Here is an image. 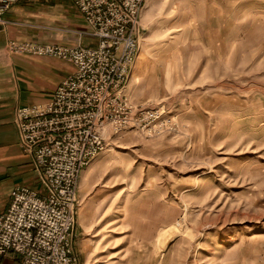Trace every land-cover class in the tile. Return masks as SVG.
I'll use <instances>...</instances> for the list:
<instances>
[{"label": "rangeland", "instance_id": "obj_1", "mask_svg": "<svg viewBox=\"0 0 264 264\" xmlns=\"http://www.w3.org/2000/svg\"><path fill=\"white\" fill-rule=\"evenodd\" d=\"M26 1L29 27L79 23L73 0ZM141 25L127 90L164 123L82 172L81 263L264 264V0H146Z\"/></svg>", "mask_w": 264, "mask_h": 264}, {"label": "built area", "instance_id": "obj_2", "mask_svg": "<svg viewBox=\"0 0 264 264\" xmlns=\"http://www.w3.org/2000/svg\"><path fill=\"white\" fill-rule=\"evenodd\" d=\"M20 1L0 0V25ZM73 1L88 29L81 33L97 39L96 46L8 42L13 52L75 67L50 101L16 110L19 147L33 157L43 185L42 191L17 186L0 215V258L14 252L20 264H82L76 248L82 172L113 136L129 128L157 133L164 123L162 110L139 106L127 90L141 51L146 0Z\"/></svg>", "mask_w": 264, "mask_h": 264}, {"label": "crops", "instance_id": "obj_3", "mask_svg": "<svg viewBox=\"0 0 264 264\" xmlns=\"http://www.w3.org/2000/svg\"><path fill=\"white\" fill-rule=\"evenodd\" d=\"M32 5L26 0L16 3L5 13L6 24L0 30V215L9 209L17 186L27 185L35 189L42 185L33 157L19 147L20 134L15 121L17 108L50 101L57 86L75 69L73 64L59 58L13 52L8 42L97 45L96 39L81 33L87 30L76 5L79 23L61 15L64 19H60L59 27L45 23L29 27L26 21L30 15L36 14ZM85 187L87 183L82 188ZM87 209L89 206H85L83 225L87 223ZM0 264H20V256L8 253L0 258Z\"/></svg>", "mask_w": 264, "mask_h": 264}, {"label": "water", "instance_id": "obj_4", "mask_svg": "<svg viewBox=\"0 0 264 264\" xmlns=\"http://www.w3.org/2000/svg\"><path fill=\"white\" fill-rule=\"evenodd\" d=\"M3 27L0 25V30L2 29Z\"/></svg>", "mask_w": 264, "mask_h": 264}, {"label": "bare ground", "instance_id": "obj_5", "mask_svg": "<svg viewBox=\"0 0 264 264\" xmlns=\"http://www.w3.org/2000/svg\"><path fill=\"white\" fill-rule=\"evenodd\" d=\"M1 26H3V25H1ZM141 52V51H140ZM139 57V56H138Z\"/></svg>", "mask_w": 264, "mask_h": 264}]
</instances>
